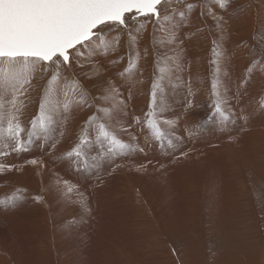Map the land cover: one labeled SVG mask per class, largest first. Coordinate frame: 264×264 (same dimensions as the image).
Masks as SVG:
<instances>
[{"label":"rangeland","instance_id":"374dc122","mask_svg":"<svg viewBox=\"0 0 264 264\" xmlns=\"http://www.w3.org/2000/svg\"><path fill=\"white\" fill-rule=\"evenodd\" d=\"M188 3L195 4L196 8L190 13L187 26L179 33H186L197 42V66L194 70L197 73L192 75L193 84L189 85L203 112L197 119L200 123L211 111V85L215 69L211 63L213 41H217L222 50H233L229 57L230 69L237 70V75L231 80L235 79L234 85H239L252 59L264 53V0H229L227 9L221 11L224 13L222 31L216 28L211 17L201 15L208 8L220 14L216 0H183L180 4L173 0V6L177 8H183ZM162 35L157 33L156 39L159 40ZM139 48L141 51L148 50V54L140 60L135 81H132L137 95L144 100L140 110L135 111V115L142 118L148 111L153 80L161 76L156 66L157 57L179 54L180 48L172 45L154 50L152 25L142 33ZM170 49H175V53ZM253 49L255 55L252 54ZM127 51V45L122 41L117 53L106 58L99 57L95 64H85L76 70L89 100L102 93L109 78L118 80L117 73L127 63ZM118 56H123L124 60L111 64L110 61ZM100 63L109 67V73L92 75L99 71ZM159 66H164L163 60ZM223 71L224 65L221 64ZM164 78L165 75L162 80ZM171 81L174 84L169 92L180 89L181 99L185 83L180 79ZM35 83L42 85L44 81L37 77ZM244 88L246 92H251L253 101L259 103L264 99V70L257 69ZM39 99L40 88L37 87L30 92L22 112L21 118L26 127L38 112ZM78 111L67 122L63 140L55 150L49 151L48 158L63 155L61 146L67 137L71 136L68 150L77 142L85 121L96 109L78 108ZM260 111L264 109L260 108ZM237 124L236 130L241 125L240 120ZM256 125L253 124V127L259 129V135L252 132V137L246 135L244 140L225 143L226 149L222 150L217 143L214 147L219 148H213L214 153L201 152L202 149L197 147L189 154L190 159L186 163L157 167L159 170L154 166V170L147 169L152 170L153 180L148 187L136 177H129L125 184H120L127 203L124 209L131 210L128 215L133 218L130 225L127 221L120 225V218L114 217L107 208L99 210L97 217L93 218L91 198L87 199V208L78 203L72 205L69 212L61 206L60 200L52 202L50 194L56 190V183L49 184V175L54 182L52 170L44 165L38 167L26 163L33 158L38 159L35 153L44 150L34 145L31 151L11 158L22 166L21 170L0 175V178L5 177L0 181V195L5 197L20 189L25 197L14 209L2 207L0 220L5 224H23L25 221L18 217L34 218L44 225V239L34 241L23 236L19 239L21 247L16 248L8 239L7 231L0 227V264H264V122ZM208 129L206 127L202 131ZM202 131L200 136H203ZM200 136L196 139H202ZM202 143H207V140ZM187 147L190 146L184 138L182 150ZM171 153L164 152L165 161ZM106 171L111 173L112 169L107 166ZM42 172L48 176L47 187L42 183ZM18 173H22L21 176ZM29 173L33 176L32 187L22 183L30 178ZM80 183L78 176L76 185ZM36 196H42L43 201L37 202L34 199ZM76 210L86 211V218L79 220ZM63 232L68 234L65 236Z\"/></svg>","mask_w":264,"mask_h":264},{"label":"snow or ice","instance_id":"6c2138e0","mask_svg":"<svg viewBox=\"0 0 264 264\" xmlns=\"http://www.w3.org/2000/svg\"><path fill=\"white\" fill-rule=\"evenodd\" d=\"M176 4L183 0H175ZM229 0H216L220 11L227 9ZM195 4L183 8L173 6V0H0V175L21 170L12 157L27 153L35 146L46 151L55 150L67 131L68 118L74 108L95 107L85 121L77 142L62 158L72 162L77 170L96 176L103 183L105 165L115 171L117 160H125L136 153H145L139 137L130 131L138 127L144 135V144L159 147L162 152L182 151L184 137L177 134L179 118L162 117L157 99L163 89L160 80L171 74L173 66L181 69L179 54L158 56L156 66L161 76L153 80L148 111L134 117L126 126L114 119L117 113L128 114L127 100L121 95V84L135 81L139 63L148 50L141 51V35L149 25L153 28V49L182 43L178 35L187 26ZM171 9V11H168ZM202 16L211 17L218 30H223L224 18L208 8ZM157 33H163L159 40ZM127 45V63L117 73L118 80L109 78L99 96L89 100L88 92L77 78V69L85 64H95L99 57L118 52L121 42ZM175 53V49H170ZM182 51V49H181ZM212 64L215 65L211 85L210 113L201 123L185 127L189 139L198 135L206 126L213 125L220 132H229L238 120L247 121L243 109L237 113L227 97V87L221 78V62L224 53L220 44L213 41ZM255 55L253 49L252 52ZM118 56L110 61L119 64ZM163 60L164 66L160 67ZM169 62H171L169 64ZM264 70V53L252 59L240 80L244 88L254 72ZM99 71L92 75L99 76ZM228 75L227 72L224 73ZM43 80L42 85L36 82ZM40 88L39 109L26 127L21 116L31 91ZM192 90L189 85L188 95ZM260 108L264 109V99ZM192 107L188 100L186 109ZM124 135L128 139L123 138ZM231 138V137H230ZM94 153V154H93ZM27 164L43 167V161L33 158ZM146 168L137 166V171ZM110 174V173H108ZM56 191L66 201L87 207V197L78 185L57 178ZM22 190L0 198V207L14 209L23 200ZM42 202V196H36Z\"/></svg>","mask_w":264,"mask_h":264},{"label":"bare ground","instance_id":"6f19581e","mask_svg":"<svg viewBox=\"0 0 264 264\" xmlns=\"http://www.w3.org/2000/svg\"><path fill=\"white\" fill-rule=\"evenodd\" d=\"M219 12H220L219 15L224 16V13H222L221 11ZM226 22L227 21H225V23ZM178 35H181L183 37L182 38L183 42L175 45V46H179L180 48L178 52L180 57L181 69L176 70L174 68L171 74L165 75L164 80H162L163 91L158 93L157 103L160 109H162L161 115L163 118L165 119H175L177 117L179 118V127L176 130L177 134L183 136L187 140L190 146L187 147V149L182 150L187 153L186 156L181 155L180 151L178 150L175 153H171L169 156L170 158L165 161L166 156L164 152H162L159 149V147H154L144 144V135L138 132V127L135 124L131 125L130 131H133L135 134L138 135L141 145L145 147V153L144 154L136 153L134 155H131L130 157H128V160H117L116 163L119 164L120 167H117L115 171H111L110 174H108L109 172L107 171L103 173L102 174L103 183L100 184L97 183L95 175L89 173L84 174V171L77 170L74 164L71 165L72 162L62 158L63 155L60 157L51 156L50 158H48L50 153L49 151L42 150L35 153V156L39 160L43 161V165L45 166V168L48 170H52L51 175L52 178L54 179V182H52L49 175L50 185H54L57 181V178L68 180L71 183L76 184L77 178L78 176H80L81 183L78 185L80 191L84 193L87 199L88 198L93 199V208H94L93 216H92L93 218L97 217V212L99 210H103L107 208L109 209L108 211H110L114 215V217L120 218L118 220V223L120 225H123L122 223L124 221H127L128 224L130 225L131 224L130 220H133V218L128 215V212L131 210L127 208L124 209V205L126 203V199L124 198L125 191L120 189V184L122 183L125 184V182L129 179V177L138 178L139 182H141L143 185L148 187L150 182L153 181L152 180V170H154L153 166L156 167L157 170H159L160 168L157 167L170 165L172 163H174L175 165L183 164L190 159L189 154H191V152L193 151L195 152V149L197 147H200L202 149L201 152L202 151L213 152L214 151L213 148L217 147V146L214 147L215 143H217V145L219 146L221 145L220 148H222L223 150L226 149L225 143L230 144V142L234 140H244L246 135L252 137L250 135L252 134V132L256 136L259 135V129L254 128L253 124L256 125L264 122V111H260L259 103L253 101L251 92H246L245 88L239 89L240 94L237 95L238 83L234 85L235 79L231 80V78L237 75V70L230 69V67L232 66H230L231 63L229 59V57L232 56L231 54L233 50L227 48L226 50H222L224 56L221 64L224 65V71L221 72V78L223 80V83L227 87V97L229 103L237 113H239L241 109H243V112L248 117V119L247 121L240 120L241 125L237 130L236 128L238 124L235 125L234 127L230 126L229 132H220L213 125H208L206 126L207 128H209L208 131L206 132L202 131L203 136H200V134H198L194 136L192 139L188 138V135L185 132V127L192 128L194 125L199 124L197 119L203 113L201 108L198 107L197 97H195L194 94H192L191 96L188 95L189 83L193 84L191 81L192 75L194 73H197L196 71H194L197 66L196 65L197 59L195 57L197 42L194 41V39H191L189 35L186 33L181 32L178 33ZM235 35L236 32L232 34V38ZM170 63L171 62H169V64ZM98 66H99L98 70L100 74L109 73V67H105V65L101 63ZM225 72L228 73L227 76L224 75ZM172 79H176V80L180 79V82L185 83L183 85V89H182L183 94L181 99L179 97L180 89H176L175 91L170 90L169 92V88L173 87L174 84V82L171 81ZM129 93H131V99L127 100ZM121 95L127 100L128 114L125 116L123 113H117L114 119L121 121L124 125L127 126L129 122L133 120L134 117H140L138 114L135 115V111L138 112L140 110L144 100L142 97L137 95L135 91V86H132V81L121 84ZM188 100L192 101V107L186 109ZM182 102H183V106H181ZM78 112H79L78 108H74L71 115L68 118V121L72 120L73 117H75ZM126 120L129 122H124ZM256 126L259 128L263 127L260 125H256ZM197 136H200V138L202 139L197 140L196 139ZM123 138L127 140L128 136L124 135ZM206 140L207 143H202L203 141ZM70 145H71V136L67 137L61 146L64 150V153L68 151ZM141 164H145L146 168L140 171L139 173L137 171V166ZM106 167L107 165H105V168ZM147 169H152V170H147ZM44 172H48V171L44 170ZM44 172H42L40 176L43 179L42 181L43 185L47 187L48 176ZM21 174L22 173H18V176H21ZM29 176L30 178L28 177V179L26 181H22V183H25L28 186L32 187L34 186L32 181L33 176L30 173ZM1 180H5V177L0 178V181ZM1 191L2 189H0V192ZM0 198H3V196L0 195ZM50 199L52 202H56L57 200H60L61 206L65 208L66 212L71 211L72 205L78 204L75 202L66 201L62 196L59 195V193L56 190H54V193L52 192L50 194ZM28 206H32V204H28ZM0 212H2V207H0ZM76 214L78 215L79 220H83L86 218V211L76 210ZM18 218L24 220L25 222L23 224H9V223L5 224L0 220V227H2L5 231H7L8 239L12 241L13 247L16 248L21 247L19 239L20 237L23 236H26L28 240L30 239L34 240L39 238L37 241H41L44 239V227H43L44 225H41L39 221H36L34 220V218L31 217H18ZM67 234L68 233H64L65 236Z\"/></svg>","mask_w":264,"mask_h":264}]
</instances>
